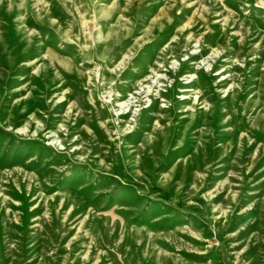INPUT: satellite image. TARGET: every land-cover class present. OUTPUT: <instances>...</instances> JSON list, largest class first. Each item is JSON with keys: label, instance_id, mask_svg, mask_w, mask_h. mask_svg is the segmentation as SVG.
Segmentation results:
<instances>
[{"label": "rangeland", "instance_id": "1", "mask_svg": "<svg viewBox=\"0 0 264 264\" xmlns=\"http://www.w3.org/2000/svg\"><path fill=\"white\" fill-rule=\"evenodd\" d=\"M0 264H264V0H0Z\"/></svg>", "mask_w": 264, "mask_h": 264}]
</instances>
